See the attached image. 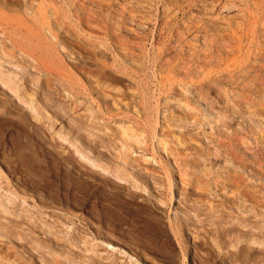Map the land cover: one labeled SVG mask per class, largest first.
Segmentation results:
<instances>
[{"label":"rangeland","instance_id":"1","mask_svg":"<svg viewBox=\"0 0 264 264\" xmlns=\"http://www.w3.org/2000/svg\"><path fill=\"white\" fill-rule=\"evenodd\" d=\"M0 264H264V0H0Z\"/></svg>","mask_w":264,"mask_h":264}]
</instances>
